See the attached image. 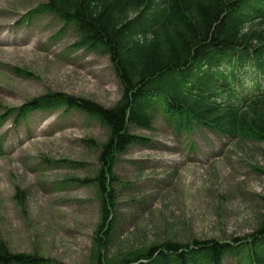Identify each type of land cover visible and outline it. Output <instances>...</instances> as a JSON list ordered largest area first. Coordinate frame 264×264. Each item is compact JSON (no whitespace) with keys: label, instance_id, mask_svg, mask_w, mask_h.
<instances>
[{"label":"rangeland","instance_id":"rangeland-1","mask_svg":"<svg viewBox=\"0 0 264 264\" xmlns=\"http://www.w3.org/2000/svg\"><path fill=\"white\" fill-rule=\"evenodd\" d=\"M43 3L0 0V241L12 253L89 264L102 209L87 183L100 170L107 130L64 109L16 126L9 110L54 93L112 108L123 92L110 59L74 47L76 33L59 19L23 21ZM153 118L151 130L130 127L140 141L117 159L115 224L103 253L255 233L264 221V143L204 128L179 133L160 111Z\"/></svg>","mask_w":264,"mask_h":264},{"label":"trees","instance_id":"trees-1","mask_svg":"<svg viewBox=\"0 0 264 264\" xmlns=\"http://www.w3.org/2000/svg\"><path fill=\"white\" fill-rule=\"evenodd\" d=\"M44 1L24 19L52 15L64 31L73 29L74 47L107 56L123 92L112 108L54 93L9 110L16 126L36 113L64 109L107 130L100 170L87 183L96 186L102 209L89 264H264V221L233 242L166 241L113 257L103 253L115 224L113 170L140 141L130 127L151 130L158 110L179 133L204 128L231 141L264 143V0ZM0 264L62 263L12 253L0 241Z\"/></svg>","mask_w":264,"mask_h":264}]
</instances>
